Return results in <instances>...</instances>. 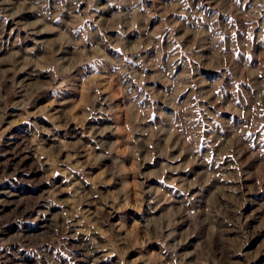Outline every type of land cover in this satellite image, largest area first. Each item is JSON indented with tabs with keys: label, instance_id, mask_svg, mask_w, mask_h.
<instances>
[{
	"label": "rangeland",
	"instance_id": "rangeland-1",
	"mask_svg": "<svg viewBox=\"0 0 264 264\" xmlns=\"http://www.w3.org/2000/svg\"><path fill=\"white\" fill-rule=\"evenodd\" d=\"M0 264H264V0H0Z\"/></svg>",
	"mask_w": 264,
	"mask_h": 264
}]
</instances>
